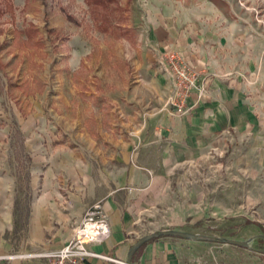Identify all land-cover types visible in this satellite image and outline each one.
Listing matches in <instances>:
<instances>
[{
  "label": "crops",
  "instance_id": "0c3cea01",
  "mask_svg": "<svg viewBox=\"0 0 264 264\" xmlns=\"http://www.w3.org/2000/svg\"><path fill=\"white\" fill-rule=\"evenodd\" d=\"M187 14L181 6L179 17L149 29L134 89L112 93L111 106L95 109L94 123L87 114L91 109H78L89 116L79 118L78 129L69 122L62 132L48 129L41 137L38 125L23 166H13L2 149L0 256L61 247L85 211L99 204L110 232L89 247L114 259L88 261L126 264L141 236L184 230L179 225L198 219L199 190L184 181L194 177L191 164L204 160L207 149L220 146L231 129L240 140L250 133L253 146L264 147L263 34L256 30L249 38L244 28H212L200 21V13ZM167 49L177 51L204 82L201 95L189 94L182 114L165 105L172 79L159 72L157 60ZM22 202L27 206H17ZM12 227L15 237H4L5 228L10 233ZM214 241L156 236L136 249L130 264H264L263 252ZM0 264L50 263L40 256H2Z\"/></svg>",
  "mask_w": 264,
  "mask_h": 264
},
{
  "label": "rangeland",
  "instance_id": "374dc122",
  "mask_svg": "<svg viewBox=\"0 0 264 264\" xmlns=\"http://www.w3.org/2000/svg\"><path fill=\"white\" fill-rule=\"evenodd\" d=\"M181 6L188 17L200 13L209 27L244 28L249 38L257 30L264 37V0H0V152L6 160L23 166L38 125L41 137L48 129L62 132L69 122L78 129L79 118L88 116L78 109H91L94 123L95 109L111 106L112 93L134 89L145 35L156 22L179 17ZM162 54L157 68L171 77L159 64ZM246 137L238 139L231 129L220 146L191 164L195 175L184 185L199 190L198 219L179 227L248 239V249L258 251L264 249V147ZM15 233L5 228L4 237Z\"/></svg>",
  "mask_w": 264,
  "mask_h": 264
},
{
  "label": "built area",
  "instance_id": "2783aa9c",
  "mask_svg": "<svg viewBox=\"0 0 264 264\" xmlns=\"http://www.w3.org/2000/svg\"><path fill=\"white\" fill-rule=\"evenodd\" d=\"M159 64L172 79L173 89L167 99V104L173 106L178 112L185 110L189 94L192 91L201 94L204 90V82L199 72L173 49L163 51ZM73 230L71 238L59 248L27 252L19 256L44 257L50 264H90L88 258L93 256L114 259L111 256L99 254L89 247L90 243L103 240L110 232L107 216L99 204L90 206L85 211L81 222Z\"/></svg>",
  "mask_w": 264,
  "mask_h": 264
},
{
  "label": "water",
  "instance_id": "95a60500",
  "mask_svg": "<svg viewBox=\"0 0 264 264\" xmlns=\"http://www.w3.org/2000/svg\"><path fill=\"white\" fill-rule=\"evenodd\" d=\"M161 235H176V236H182V237H187V238H206V239L220 240V241L235 244V245L250 247L248 239L240 240V239H233V238H222L218 236H204L201 234H196V233L188 232L185 230L161 229V230H157L152 233H149V234H145L141 236L136 242H134L128 252L125 263L126 264L131 263V259H132L134 252L142 243H144L150 238L161 236ZM257 250L264 253V249H257Z\"/></svg>",
  "mask_w": 264,
  "mask_h": 264
},
{
  "label": "trees",
  "instance_id": "16d2710c",
  "mask_svg": "<svg viewBox=\"0 0 264 264\" xmlns=\"http://www.w3.org/2000/svg\"><path fill=\"white\" fill-rule=\"evenodd\" d=\"M261 238H262V237H261ZM210 240H212V239H210ZM143 244H144V243H143ZM143 244H142V245H143Z\"/></svg>",
  "mask_w": 264,
  "mask_h": 264
}]
</instances>
